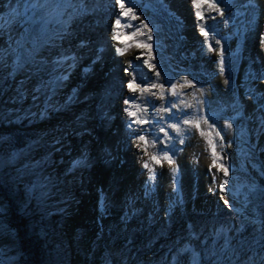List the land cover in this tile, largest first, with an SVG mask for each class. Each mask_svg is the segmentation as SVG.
<instances>
[{"label": "bare ground", "instance_id": "6f19581e", "mask_svg": "<svg viewBox=\"0 0 264 264\" xmlns=\"http://www.w3.org/2000/svg\"><path fill=\"white\" fill-rule=\"evenodd\" d=\"M168 1L169 7L166 0H0V56L10 57L15 74V108L24 115L36 110L49 115L43 130L63 148L69 167L78 162L76 178L86 183L91 176L97 179L98 191L90 184L79 191L78 181L68 190L78 194L66 207L74 238L100 209L99 183L101 177L109 179L111 169L119 191L158 189L167 199L173 192L189 197L198 180L206 187L212 179L223 204L240 213L258 179L252 164L264 170V137L258 146L253 138L264 115V0H222L221 5L218 0ZM74 60L85 66L80 75ZM99 71L108 78L100 81ZM113 72L125 83L115 82ZM133 77L135 93L128 87ZM233 103L237 114H246L242 129L229 128L225 119L211 122L210 117L223 115ZM103 115L104 134L112 125L116 130H110V139L93 132ZM219 126L230 146L227 176L212 166L222 162L213 150L222 142L216 134ZM94 134L97 141L92 143ZM114 141L122 143L119 161H104L103 166L102 155L107 160L114 156L106 154ZM173 148L179 154L175 165L165 158L172 157Z\"/></svg>", "mask_w": 264, "mask_h": 264}, {"label": "rangeland", "instance_id": "374dc122", "mask_svg": "<svg viewBox=\"0 0 264 264\" xmlns=\"http://www.w3.org/2000/svg\"><path fill=\"white\" fill-rule=\"evenodd\" d=\"M166 1L169 7L170 3ZM163 4L166 6L165 1ZM182 18L186 21L183 15ZM232 23L231 27H235L236 23ZM76 38L72 37L71 40L76 42ZM30 50L29 47V53L25 55L27 63L31 58ZM9 58L0 56L3 86L0 97V264H28V261L30 264L33 259V253L28 255L25 250L19 227L12 223L11 200H17V196L25 201L26 209H30L31 218H34L33 232L36 234V225L40 229L42 243L46 240L44 245L49 249L46 264H264V170L254 164L252 167L256 172L255 177H258L257 183L245 196L246 202L241 203L244 208L241 213L223 204L216 191L218 185L212 179L206 187L198 180L193 195L189 197L186 192L178 194L181 197L173 192L172 199H167L158 189L144 191L137 186L132 190L119 191L120 183L116 172L111 169L109 179L101 177L99 183L103 197L100 209L93 211L92 219L83 222L74 238L69 230L70 214L66 207L78 194L76 191L74 195L68 194V190L78 181L81 186L77 188L79 191L86 184L98 191L93 183L97 179L91 176L86 183L83 178H76L78 162H75L76 167H69L71 163L64 159L63 148L57 147L58 143L43 130V123L49 115L40 110L24 115L22 108H15L11 94H17L16 78ZM73 62L77 73L82 74L85 67L83 61ZM114 73L115 82L125 83V79L122 82ZM98 75L100 81L108 78L103 71H99ZM141 80L137 82L141 84ZM147 81L146 85L149 84ZM167 87L172 88V85L169 83ZM231 107L223 112L224 116L216 114L210 117L211 122L218 123L225 119L232 127L242 129L247 122L246 114H237L234 103ZM98 118L99 112L96 110L95 121ZM105 118L103 115L100 128L93 129V132L96 131L97 135L101 133L102 138L108 139L112 133L110 130L113 129L114 134L116 130L112 125L104 134L102 122ZM26 120H29L28 125L23 127L22 123ZM113 120L116 121L115 118ZM10 129L36 131L39 136L28 140L21 150H16L13 140L6 135ZM222 129L219 126L217 130L222 142L214 144V153L217 149L222 162L217 161L212 166L216 169V165L222 164L231 170V164H227L226 159L230 157V146ZM97 135L91 136L92 143ZM263 137L264 115L253 134L257 146ZM121 144L120 141L109 144L106 154L115 157L107 160L102 155L103 166L108 161L118 163ZM173 150L172 161L169 162L175 165L179 154L175 148ZM127 164V161H122V166ZM82 168H88L85 161ZM213 172L216 170L210 174L213 175ZM94 175H97V171ZM5 189H9V195ZM253 219L259 223L255 224ZM134 236L138 238L134 239Z\"/></svg>", "mask_w": 264, "mask_h": 264}, {"label": "trees", "instance_id": "16d2710c", "mask_svg": "<svg viewBox=\"0 0 264 264\" xmlns=\"http://www.w3.org/2000/svg\"><path fill=\"white\" fill-rule=\"evenodd\" d=\"M1 68H0V97L3 92V86L1 83ZM1 107V102H0ZM29 120H26L24 123H22V126H27ZM4 126V125H3ZM6 135H8L14 142V148L16 150H21L24 146L27 145V141H31L39 136V133L36 131H19L18 129H10L6 132ZM9 189H5L6 194L8 193ZM24 200L17 196V200H11V207H12V223H15L19 227V232L24 237L25 242V250L27 251V254L29 255L30 252L33 253V259L30 261V264H46V253L49 252V249L45 248V245L42 243V240H40V229L35 225V232H33V220L34 218H31L30 209H26L24 205ZM231 214V213H230ZM199 216V215H197ZM221 216V213L220 215ZM43 230V229H41ZM42 232V231H41ZM140 232V231H139ZM137 233V232H136ZM135 233V235H136ZM139 234V233H137ZM140 235V234H139ZM138 238L134 236V239ZM50 259L52 260V256L50 254ZM29 264V261H28Z\"/></svg>", "mask_w": 264, "mask_h": 264}, {"label": "snow or ice", "instance_id": "6c2138e0", "mask_svg": "<svg viewBox=\"0 0 264 264\" xmlns=\"http://www.w3.org/2000/svg\"><path fill=\"white\" fill-rule=\"evenodd\" d=\"M209 7L215 8V7H216V4H215V3H211V4L209 5ZM127 11L130 12V11H131V8L127 9ZM220 14L223 15V12L220 11ZM133 18H135V17H133ZM201 18H203V17H201ZM116 23L119 24L120 21L117 20ZM201 31L203 32L204 29L202 28ZM204 34H205L206 36L208 35L207 32H204ZM149 38H151V37H149ZM217 43H218V42H217ZM210 47H211V45H210ZM222 55H223V53L221 52V56H222ZM220 63L223 64V60H221ZM221 71H223V68H221ZM156 75L159 76V73H156ZM135 83H136L135 77H133L132 80L128 83V87H129V89H131L134 93L137 91V88H136V87H133V85H134ZM140 91H141V93H143L144 91H146V89H140ZM152 94H153V95H156L155 93H152ZM125 103H128V101L126 100ZM129 115H133V113H132L131 111H129ZM146 122H147V121H144V123H146ZM203 122H204V123H208V119H207V118H203ZM135 123H138V124H139V123H141V121H140L139 119H137V120H135ZM185 123H188V121H185ZM195 127L199 128V127H200L199 123L195 124ZM209 127L211 128L212 125L209 124ZM228 127L231 128L232 125H231V124H228ZM176 130L179 131V129H176ZM202 134H203V133H202ZM217 135H220V133L217 132ZM139 140H140V141H145V137H144V136H139ZM137 146L139 147V145H137ZM213 150H214V148H213ZM165 158H166V159H169V161H171V158H170V157H165ZM153 159H156V157H153ZM144 167L147 168V167H148V164L145 163ZM219 167H220L221 170L224 172V175L227 176V175H228V169L225 168L223 165H220ZM224 183L227 184V180H225ZM225 203H227V201H225Z\"/></svg>", "mask_w": 264, "mask_h": 264}]
</instances>
